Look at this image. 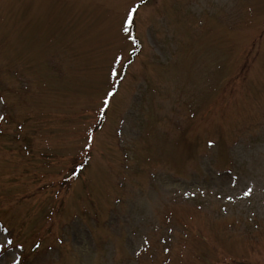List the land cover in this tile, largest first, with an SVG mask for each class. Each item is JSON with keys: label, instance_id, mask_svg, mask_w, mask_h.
I'll list each match as a JSON object with an SVG mask.
<instances>
[{"label": "rangeland", "instance_id": "374dc122", "mask_svg": "<svg viewBox=\"0 0 264 264\" xmlns=\"http://www.w3.org/2000/svg\"><path fill=\"white\" fill-rule=\"evenodd\" d=\"M0 264H264V0H0Z\"/></svg>", "mask_w": 264, "mask_h": 264}, {"label": "snow or ice", "instance_id": "6c2138e0", "mask_svg": "<svg viewBox=\"0 0 264 264\" xmlns=\"http://www.w3.org/2000/svg\"><path fill=\"white\" fill-rule=\"evenodd\" d=\"M142 2H143V0H142ZM139 7H140V5L137 4L128 13V17H127V20L125 22V31H127V27L132 23L133 14H135L138 11ZM109 95H111V93H109ZM104 103H105V105H107V101H105ZM86 143L91 144V139L89 138V140H87ZM251 191H252L251 189H248V191L245 193V195H249L251 193ZM8 243L11 244L12 241H8Z\"/></svg>", "mask_w": 264, "mask_h": 264}]
</instances>
